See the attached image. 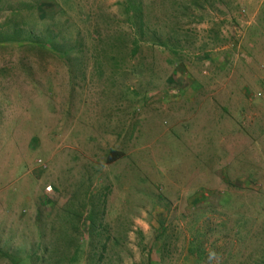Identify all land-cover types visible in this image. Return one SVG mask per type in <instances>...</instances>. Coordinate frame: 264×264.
Returning a JSON list of instances; mask_svg holds the SVG:
<instances>
[{"label":"rangeland","instance_id":"rangeland-1","mask_svg":"<svg viewBox=\"0 0 264 264\" xmlns=\"http://www.w3.org/2000/svg\"><path fill=\"white\" fill-rule=\"evenodd\" d=\"M122 1L0 0L62 49L0 44V264L261 260L264 0H154L134 56Z\"/></svg>","mask_w":264,"mask_h":264},{"label":"trees","instance_id":"trees-1","mask_svg":"<svg viewBox=\"0 0 264 264\" xmlns=\"http://www.w3.org/2000/svg\"><path fill=\"white\" fill-rule=\"evenodd\" d=\"M201 1L206 2L207 0H158L156 3V10L155 11H160L159 8H161V6L164 5L165 3H168L172 10L176 9L178 7V5L181 3L182 6L179 7V10L181 9L180 10L181 11V13H180L181 17H183V18L185 16L191 17V14L188 12H190L191 9L198 8V6H201L202 5ZM210 1H212V5H215L217 3L218 4L219 3L224 4L223 0H210ZM229 1H231V0H229ZM153 4H154V0H152V2H150L149 4L146 3L145 0H123L119 4L120 9H122L121 13L125 17L123 23L125 25H127L133 31L132 37L127 38V40L130 41L129 42L131 44L130 52H132L133 56L138 53L139 46L143 41H145L147 34L149 35V31L152 33V35H151L152 42H156L155 39L158 38V35H156L157 32L154 29L149 30V27L147 25L149 20H153V18L156 17L155 16L156 12L153 10L151 12V10H150L151 9L150 6H153ZM40 9H39V14H40V17H42L41 16L42 13H41ZM4 11H5V13H10V14H12V13H14L16 15L20 14L18 8L17 9L7 8V10H4ZM154 12H155V14L152 15V13H154ZM172 18H173V16L171 15V19ZM193 18L194 17H191L190 20H192ZM173 20L175 21V19H173ZM201 20L202 19L200 18L198 20V22H200ZM153 25L155 27H159L158 22H154ZM172 32H174V35L176 36L178 34L177 28L172 30ZM116 35L117 36L114 38V42H115L116 46L112 45V49H114L115 52H114L113 56L111 58H109L112 61H115V60L117 61L116 57L118 56V54L123 52V51L127 52V50H128L127 42H125L124 40L121 39V37H124L125 34L119 32ZM56 37H58V36L51 35V34L49 35V33H47L46 39L40 40L34 36L33 31L26 28L25 24H19V22H16V21H11L2 27L0 26V44L11 43V42H22V41L33 43L35 41H39L37 43H41L44 46H47L46 43H48V40L50 38V50H52L56 53H61L62 49L59 46V44L56 40ZM98 37H100V34H98ZM120 39L122 40V42L118 43L117 40H120ZM166 42L168 43L169 41H166ZM98 43H103V42L101 40H99ZM166 44L162 43V42H156V45L160 46V47H165ZM122 155L123 154L121 152L110 151L106 156L105 163L107 165L115 163L122 158ZM91 217H92V215H91ZM190 239L191 240L188 243L189 247L187 248V251L189 252L188 254L193 256L198 262L203 261L205 256H206L205 251L198 244L197 239H195L193 237ZM262 260H264V256L262 257L261 260H254L253 264H264V262Z\"/></svg>","mask_w":264,"mask_h":264}]
</instances>
